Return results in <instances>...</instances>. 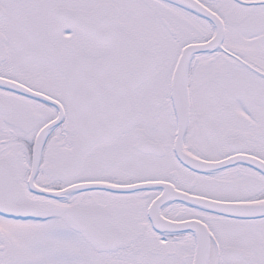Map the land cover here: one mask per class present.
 I'll list each match as a JSON object with an SVG mask.
<instances>
[{
  "label": "snow or ice",
  "instance_id": "obj_1",
  "mask_svg": "<svg viewBox=\"0 0 264 264\" xmlns=\"http://www.w3.org/2000/svg\"><path fill=\"white\" fill-rule=\"evenodd\" d=\"M0 264H264V0H0Z\"/></svg>",
  "mask_w": 264,
  "mask_h": 264
}]
</instances>
